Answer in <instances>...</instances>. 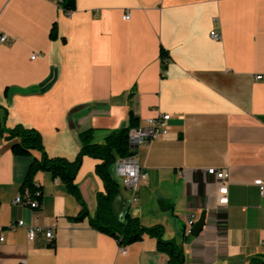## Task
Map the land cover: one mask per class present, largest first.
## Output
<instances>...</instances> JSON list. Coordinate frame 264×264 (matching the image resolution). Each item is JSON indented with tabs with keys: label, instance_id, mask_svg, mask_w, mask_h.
I'll return each instance as SVG.
<instances>
[{
	"label": "crops",
	"instance_id": "crops-1",
	"mask_svg": "<svg viewBox=\"0 0 264 264\" xmlns=\"http://www.w3.org/2000/svg\"><path fill=\"white\" fill-rule=\"evenodd\" d=\"M74 6L66 14L55 0H0V31L10 40L0 46V129L35 128L49 156L73 160L80 131L95 129L94 141L101 142L128 123L130 110L139 125L167 113L168 132L138 148L146 180L134 200L120 184L115 216L162 225L163 237L182 247L184 264L264 257V195L254 184L264 181V0H75ZM11 144L0 132V264H167L154 237L144 235L120 253L87 217L71 219L81 204L48 172L34 175L42 189L37 208L14 203L26 190L32 158L14 155ZM96 162L83 156L75 177L89 215L103 189ZM208 168L228 172L226 205L218 204ZM203 211L207 223L193 237L189 229ZM18 220L23 227L11 229ZM31 225L52 228L54 238L38 233L29 241Z\"/></svg>",
	"mask_w": 264,
	"mask_h": 264
},
{
	"label": "trees",
	"instance_id": "trees-1",
	"mask_svg": "<svg viewBox=\"0 0 264 264\" xmlns=\"http://www.w3.org/2000/svg\"><path fill=\"white\" fill-rule=\"evenodd\" d=\"M75 0H62L61 8L64 12L74 9ZM50 37H56V26L53 24ZM166 52L163 48L160 51V58H165ZM139 126L138 117L132 110L129 111L128 123L116 131L108 133L101 142L94 141L95 129L89 128L79 132L81 147L73 160L64 157L49 156L42 143L38 130L23 125H16L12 128H2L0 132H6L7 137L12 140L11 151L14 155L31 157V162L25 174L22 190H28L30 199L37 202V208L42 199L40 185L34 183V175L38 171L50 173L54 179H59L68 192L74 194L81 209L71 219L80 221L88 218L91 227L116 240L118 246L126 247L134 242L142 240L144 235L154 237L158 251L168 256L167 264H184V252L182 247L173 239L163 237V226L155 224L143 225L137 216L126 213L123 219H118L114 212L112 203L118 194L120 183L111 174V167L117 158L131 155L134 151L128 144V131L132 127ZM33 151L40 153L39 157ZM83 156H89L97 160L94 172L101 179L103 189L96 193V207L94 213L89 215L88 210L80 199L75 182L76 173L81 165ZM249 264H264V257L261 255L251 259Z\"/></svg>",
	"mask_w": 264,
	"mask_h": 264
},
{
	"label": "built area",
	"instance_id": "built-area-1",
	"mask_svg": "<svg viewBox=\"0 0 264 264\" xmlns=\"http://www.w3.org/2000/svg\"><path fill=\"white\" fill-rule=\"evenodd\" d=\"M56 3L61 7L62 0H55ZM71 11H66L68 14ZM124 18H129V13L124 14ZM210 37L214 40L220 39V33L217 30H212L210 32ZM9 37L6 33L0 31V46L6 43H9ZM36 55H32L31 58H34ZM166 57L162 60V65L166 62ZM162 75H165L166 70L162 68ZM258 79L262 76H257ZM170 118V115L167 113H159L156 117L147 119L143 124L132 127L128 131V144L130 148L134 151L133 154L127 155L125 157L117 158L114 163L115 169V178L121 184V186L132 192L134 194L133 200L135 199L138 186L146 180V172L144 167L141 165L137 154L138 148L148 143L150 140L160 137L168 132L167 120ZM206 173L214 175L216 182L218 184L217 194H218V204L226 205L228 202V172L225 170H218L216 168L206 169ZM254 184L258 186L260 194L264 195V181L262 179H257L254 181ZM14 203H27L31 208H35L37 202L33 199H30L28 190L26 189L24 194L17 196ZM188 225L192 224L191 220L187 221ZM17 227H23V221L18 220L10 224L11 229ZM27 237L29 241H32L38 233H42L47 240H52L54 238V233L52 228H42L39 226H28ZM4 240V236L0 234V242ZM120 253H125L126 247L118 246Z\"/></svg>",
	"mask_w": 264,
	"mask_h": 264
},
{
	"label": "water",
	"instance_id": "water-1",
	"mask_svg": "<svg viewBox=\"0 0 264 264\" xmlns=\"http://www.w3.org/2000/svg\"><path fill=\"white\" fill-rule=\"evenodd\" d=\"M206 211H203L200 215V218L194 222L189 229V234L193 237H196L199 235V233L204 229L206 225Z\"/></svg>",
	"mask_w": 264,
	"mask_h": 264
}]
</instances>
